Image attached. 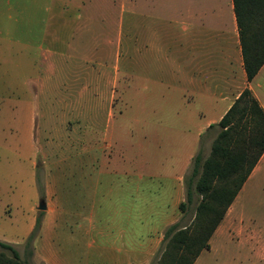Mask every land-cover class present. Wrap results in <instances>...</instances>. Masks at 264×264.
<instances>
[{"label": "rangeland", "instance_id": "obj_1", "mask_svg": "<svg viewBox=\"0 0 264 264\" xmlns=\"http://www.w3.org/2000/svg\"><path fill=\"white\" fill-rule=\"evenodd\" d=\"M121 2L98 0L95 15L78 19L74 14L84 13L76 9L77 3L89 6L93 0H77L75 5L55 0V16L50 18L55 27L67 21L95 29L85 35L96 47L88 57L103 62L102 73L94 77L76 73V62L66 67L65 75H60L62 66L48 76L42 67L13 61L16 42L41 44L47 4L0 0V240L12 244L30 264L98 262L88 257L96 249L84 229L88 219H116L115 203L126 198L121 184L129 178L114 170L127 171L134 180L129 190L136 231L132 264H158L169 225H188L193 219L195 199L186 209L179 208L186 201V179L193 158L209 154L220 130L203 129L204 121L218 119L228 101L192 98L190 85L175 79L174 63L168 62L175 50L169 28L163 24L152 34L153 19L142 17L128 27ZM224 20L229 24V18ZM256 81L264 97L261 75ZM260 175L258 184L233 202L232 228L214 231L211 248L202 250L193 264H264L254 242L244 243L237 234L238 220L245 215L248 229L264 241ZM41 198L47 205L43 211L37 209ZM38 219L29 255L25 242ZM225 225L227 221L219 229Z\"/></svg>", "mask_w": 264, "mask_h": 264}, {"label": "crops", "instance_id": "obj_2", "mask_svg": "<svg viewBox=\"0 0 264 264\" xmlns=\"http://www.w3.org/2000/svg\"><path fill=\"white\" fill-rule=\"evenodd\" d=\"M71 2L72 5H75L77 0H71ZM93 2L89 6L77 3L76 9H80L84 14L76 13L74 14L75 18L79 19L87 14L95 15L99 4H97L98 0H93ZM46 4L44 12L48 22L40 30L41 44L35 46L32 43H22L19 45V42H16L13 61H25L26 65L42 67V73H46L48 76L55 75L58 68L60 67L61 70L62 66L60 75H65L66 67L75 62L79 67L76 71L79 75L89 72L95 77L100 72L102 73L103 62L88 57L90 50L96 49V47L91 46V38H87L85 35L95 32V29L83 25H73L67 21H63V25L55 27L54 23H50V18L55 16V0H46ZM120 7L122 13L127 11L128 27H131V24L138 25L134 19L142 17L153 19L152 26L155 29L153 32L150 31L152 34L160 32L163 24L169 28L170 33L173 34L175 50L174 60L168 62L172 65L174 63L175 79L190 85L192 98L206 97L228 101L218 119L209 118L204 121L203 129L219 120L244 88L251 91L264 111V97L259 91L262 84L256 81V78L261 75L262 82H264V63L254 77L248 81L232 0H122ZM62 17L67 19V13ZM226 18H229V24L224 20ZM91 56H93L92 53ZM37 74L36 80L39 81L41 74ZM88 90L87 88L80 90L79 96ZM36 92L35 95H38V90ZM186 94L188 93H183V96ZM206 106H210V103L207 102ZM194 142L198 143V140ZM183 168L184 165L178 169L179 175H182ZM113 173H120L124 177L127 176L126 179L129 178V181L121 184L122 192L126 193V198L115 203L114 215H116V219L110 221L87 220L84 232L96 249L95 255H88V257L98 259V262L93 261L91 264L134 263L132 259L135 257L136 231L133 228L135 216L134 204L132 198H129L132 195L129 190L132 188L134 180L127 171L117 172L114 170ZM260 174H264V151L234 201L237 197L241 199L248 189L258 184L256 178ZM179 175L174 177H180ZM147 177L151 179L152 175H147ZM232 204L219 224L220 226L221 223L227 221V225L224 229H219L218 226L215 232L218 230V232H223V230L226 232V226L228 229L232 228L234 222L229 213ZM249 229L247 216L243 215L237 223V234L242 237L241 241L244 243L254 242L256 245L254 249L260 253V256H264V241L258 239L256 231ZM212 237L213 235L208 242L210 248ZM86 247H89V244ZM49 264L53 263L49 261Z\"/></svg>", "mask_w": 264, "mask_h": 264}, {"label": "trees", "instance_id": "obj_3", "mask_svg": "<svg viewBox=\"0 0 264 264\" xmlns=\"http://www.w3.org/2000/svg\"><path fill=\"white\" fill-rule=\"evenodd\" d=\"M244 68L250 81L264 63V0H232ZM218 126L209 154L193 158L186 179V201L196 200L190 224L173 223L165 231V247L158 264H193L209 248V239L264 151V111L245 89L227 111L208 128ZM38 189L43 193L40 180ZM41 215V213H40ZM39 231V219L25 242L26 253ZM0 264H30L10 243L0 240Z\"/></svg>", "mask_w": 264, "mask_h": 264}, {"label": "water", "instance_id": "obj_4", "mask_svg": "<svg viewBox=\"0 0 264 264\" xmlns=\"http://www.w3.org/2000/svg\"><path fill=\"white\" fill-rule=\"evenodd\" d=\"M46 208H47L46 201L43 198L39 199L37 209L43 211L46 210Z\"/></svg>", "mask_w": 264, "mask_h": 264}]
</instances>
